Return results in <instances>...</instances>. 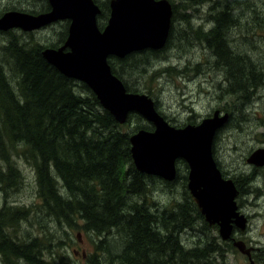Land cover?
Listing matches in <instances>:
<instances>
[{
	"label": "trees",
	"instance_id": "trees-1",
	"mask_svg": "<svg viewBox=\"0 0 264 264\" xmlns=\"http://www.w3.org/2000/svg\"><path fill=\"white\" fill-rule=\"evenodd\" d=\"M195 1L182 0V6ZM234 2L215 0L210 8L212 27L201 39L217 66L225 68L231 92L241 94L255 89L259 82L254 84V79L260 75L243 67V60L228 46L226 32L237 21L239 10L231 9ZM103 16L102 11L99 18L104 21ZM0 36L6 38L0 48V193L20 186L18 161L22 160L34 173L38 201L32 209L7 204L0 208V264H68L57 253L65 238L41 226L42 218L71 230L80 228L96 238L103 236L93 241L88 264H211L215 250L181 242L184 232L199 226L204 234L200 226H207L187 190L186 175L181 179L180 200L152 210L150 189L156 178L134 168L130 136L151 131L152 126L135 113L119 125L86 85L63 76L45 61L42 51L62 45L63 31L57 42L47 45L34 41L30 33L8 31ZM170 40H176L173 26L160 52L108 58L112 74L126 92L140 93L127 83L137 74L148 78L150 86L143 88L147 95L162 73L171 75L173 67L149 71L151 59L161 56ZM9 55L11 67L4 61ZM179 166L187 171L185 163ZM22 222L35 223L41 234L20 238L16 228Z\"/></svg>",
	"mask_w": 264,
	"mask_h": 264
},
{
	"label": "rangeland",
	"instance_id": "rangeland-1",
	"mask_svg": "<svg viewBox=\"0 0 264 264\" xmlns=\"http://www.w3.org/2000/svg\"><path fill=\"white\" fill-rule=\"evenodd\" d=\"M95 1L100 5L101 1L106 0ZM169 2L172 6L173 32H175L176 40L173 42L170 40L167 50L161 56L151 59L149 71L155 68L173 67L171 68L173 76L167 75L166 72L162 73L163 76L152 82L148 95L155 102L157 112L173 126L182 125L187 118H194L195 115L204 116L206 112L227 114L228 121L220 129L215 140V157L224 172L230 170L237 176H241L242 172L246 173L243 177L245 181L252 172L247 165V157L253 150L264 146V0H235L231 7L234 13L237 9L239 10L237 21L226 32L228 46L232 54L243 60V67L247 70L249 67L255 71H253L255 74L258 72L260 75L254 79V84L259 82L255 89L249 88L245 93L241 92L242 95L239 92H231L225 68L220 69L217 66L213 53L201 39L202 33H206L212 27L210 8L213 7L215 0H196L194 3L191 2L192 6L186 7L182 6V0ZM38 6V2L34 0H0V14L10 10L8 8L11 7L23 8L26 11L41 10L30 9ZM103 15L105 19L106 11ZM62 30L63 23H58L34 32L32 37L40 45H47L50 42H57L58 33ZM5 40L4 36H0V48L5 44ZM11 57L9 55L4 58L5 63L10 67L13 65ZM134 78L127 81L129 86L136 87L140 93L147 94L143 89L148 85L147 76L137 74ZM251 93L255 94L254 97ZM257 95L259 97L255 100ZM248 100L251 103H248ZM192 110L196 114L192 113ZM18 168L21 171L22 183L17 188L8 189L6 194L0 193L1 209L4 207L3 204L12 208L28 209L38 205L32 169L22 160L18 161ZM185 173L182 166H179L177 179L170 182L171 186L163 185L164 181L157 178L151 183L152 210L160 209L172 200H180L183 191L181 179ZM256 182L253 187L263 186ZM251 199L252 196L247 194L245 200H237V205L241 207V211L250 216L251 222L247 235L259 240L264 246V197L259 200L257 206H255V200ZM40 224L50 231H58L65 238L63 249H58L57 253L68 264H88L87 257L93 253V241L103 237L96 238L94 235L85 234L80 228L71 230L66 225L59 226L43 218ZM77 224L82 226V221H77ZM20 225L16 228L20 238L37 237L41 234L35 223L22 222ZM206 225V227L200 226L204 229V234L199 233V226L184 232L181 236L183 245H205L210 249L212 245L223 243L220 236H217L214 226ZM227 233L226 227L224 234L227 235ZM118 245L121 246L119 243ZM240 245L244 249L243 244L240 243ZM215 248L218 252L210 256L211 264H249L247 258L235 249L227 252L225 249ZM255 257L254 264H264V251L257 252Z\"/></svg>",
	"mask_w": 264,
	"mask_h": 264
},
{
	"label": "water",
	"instance_id": "water-1",
	"mask_svg": "<svg viewBox=\"0 0 264 264\" xmlns=\"http://www.w3.org/2000/svg\"><path fill=\"white\" fill-rule=\"evenodd\" d=\"M51 10L38 16L18 11L0 17V31L20 29L31 32L57 21L68 20V36L58 49L47 48L42 56L63 76L85 84L95 95L103 110L122 125L130 113H136L151 123L154 130H140L130 137L131 158L136 170L165 181L176 177L175 162L182 159L188 166L187 189L197 200L200 212L219 229L231 222L244 228V219L232 202L235 190L224 181L212 157V142L225 118L203 121L198 126L175 129L156 112L153 101L144 94L126 92L122 82L111 73L108 57L123 59L145 49L164 47L170 28L171 9L165 0H111L110 13L103 31H99L96 16L100 11L92 0H47ZM68 49V51H65ZM264 152L258 149L247 159L254 166H264L252 158ZM253 161H259L254 163ZM233 220V221H231ZM250 259V254L236 244Z\"/></svg>",
	"mask_w": 264,
	"mask_h": 264
},
{
	"label": "flooded vegetation",
	"instance_id": "flooded-vegetation-1",
	"mask_svg": "<svg viewBox=\"0 0 264 264\" xmlns=\"http://www.w3.org/2000/svg\"><path fill=\"white\" fill-rule=\"evenodd\" d=\"M25 1H28V0H25ZM34 1L38 2L39 6L37 8L34 7V8H30V9H41L38 11H33L34 14H39L41 12H47V11H49V9H51L47 0H34ZM100 5H101L100 6L101 9H109V0L101 1ZM20 9H23V8H20ZM68 26H69V22L65 21L63 23V30H62L64 32L63 42L65 41V39L67 37ZM63 42H62V44H63ZM207 93H208V91H207ZM258 97L259 96L257 95L255 100H257ZM227 98H228V95H227ZM248 103H251V101L249 100ZM207 110H208V108L205 110V112ZM214 112L215 111L206 112L207 114H205L204 116L197 117L195 115L194 118H191V117L187 118L185 120V122L190 121V123H187L186 125H188V124L197 125L202 120L210 118L214 114ZM192 113L196 114V112L193 110H192ZM218 114L220 115V113H218ZM178 126H181V125H178ZM214 147H215V143L213 146V152L215 154ZM261 147H264V146H261ZM218 165L220 167L219 162H218ZM250 171H252V172L249 173V175L245 181H244L243 177L245 176L246 173H244V172L241 173L242 174L241 176H237L235 173H232L230 170H228V171L223 172L224 175L223 174L222 175L224 178L230 179L233 182V184L235 185V188L237 190L236 201L237 200H245V196L248 194V195L252 196V199H254L256 202L255 206H257V205H259V203H258L259 200H261L264 197V167L250 166ZM254 178H256V179H254ZM255 182L257 184L260 183L263 186L261 187L260 185H256L255 187H253V184ZM238 207H239V209H238L239 213L244 216V220H245L244 229H238L233 223V224H231V232H230L228 238L222 239L221 236L219 235L218 226L217 225H210V226H214V228L216 229V232H217V236H220L221 241H223V243L220 242L218 244L212 245L213 246L212 249H213V251L215 250L216 252H218V250L215 247L220 248V249L221 248L225 249V250H227V252L232 251L233 249L238 251L236 244L238 246H240V243H242L243 246L245 247V249L248 250L249 254L251 255V261L254 264V258H256L255 254L257 252L264 251V246H262V243L259 240H255L253 237H249L247 235V232L249 231L251 219H250V216L248 214H246V213H244V211L240 210L241 209L240 206H238ZM224 246H225V248H224ZM220 252H223V251L220 250ZM247 260L249 261V258H247Z\"/></svg>",
	"mask_w": 264,
	"mask_h": 264
},
{
	"label": "bare ground",
	"instance_id": "bare-ground-1",
	"mask_svg": "<svg viewBox=\"0 0 264 264\" xmlns=\"http://www.w3.org/2000/svg\"><path fill=\"white\" fill-rule=\"evenodd\" d=\"M252 158H258V160H262V162H264V152H260V153H257V154H255ZM254 163L256 162V161H253ZM259 161H257L256 163H258ZM151 195V194H150ZM153 199V198H152ZM152 202V201H151ZM224 225H223V227H222V229L220 228L219 229V232H221V234L224 236ZM116 259V258H115Z\"/></svg>",
	"mask_w": 264,
	"mask_h": 264
}]
</instances>
